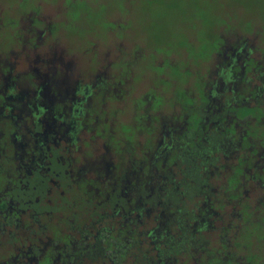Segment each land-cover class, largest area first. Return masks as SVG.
I'll return each instance as SVG.
<instances>
[{
	"label": "flooded vegetation",
	"instance_id": "1",
	"mask_svg": "<svg viewBox=\"0 0 264 264\" xmlns=\"http://www.w3.org/2000/svg\"><path fill=\"white\" fill-rule=\"evenodd\" d=\"M35 8L14 43L0 12V264H264L261 35L225 27L154 81Z\"/></svg>",
	"mask_w": 264,
	"mask_h": 264
},
{
	"label": "rangeland",
	"instance_id": "2",
	"mask_svg": "<svg viewBox=\"0 0 264 264\" xmlns=\"http://www.w3.org/2000/svg\"><path fill=\"white\" fill-rule=\"evenodd\" d=\"M37 1L0 0L7 40L16 41L12 30L18 14L34 11ZM40 7L63 12L54 27L84 63L95 58V46L117 38L138 56L134 71L146 80L164 72L180 76L182 56L206 59L225 27L256 32L264 41V0H40Z\"/></svg>",
	"mask_w": 264,
	"mask_h": 264
}]
</instances>
